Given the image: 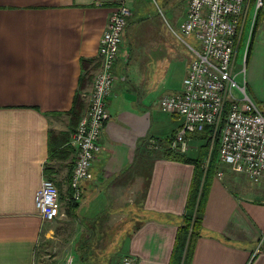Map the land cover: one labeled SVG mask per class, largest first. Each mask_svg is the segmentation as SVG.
I'll use <instances>...</instances> for the list:
<instances>
[{
    "label": "crops",
    "instance_id": "crops-1",
    "mask_svg": "<svg viewBox=\"0 0 264 264\" xmlns=\"http://www.w3.org/2000/svg\"><path fill=\"white\" fill-rule=\"evenodd\" d=\"M140 1L0 0V264H37L41 250L61 238L37 213L45 178L59 191L56 222L82 228L71 240L80 256L83 248L98 256L96 241L106 250L111 230L126 221L132 229L123 261L171 263L196 166L166 157L182 155L171 149L182 122L159 101L182 90L190 62L178 77L171 64L181 58L180 48L173 41L153 49L146 41L151 27L128 45L127 26L92 179L83 181L80 201H69L76 160L71 142L80 120L70 115L74 98L80 91L81 118L111 14L125 3L134 16ZM257 41L264 47L263 31ZM202 136H189L191 150ZM202 228L192 264H264V181L255 184L217 159Z\"/></svg>",
    "mask_w": 264,
    "mask_h": 264
},
{
    "label": "built area",
    "instance_id": "built-area-1",
    "mask_svg": "<svg viewBox=\"0 0 264 264\" xmlns=\"http://www.w3.org/2000/svg\"><path fill=\"white\" fill-rule=\"evenodd\" d=\"M131 16L125 3L117 6L100 40V68L89 110L72 136L76 160L70 182L71 203L81 200L83 181L92 179L90 169L101 150L99 141L110 118L108 99L114 90L115 67ZM249 17L247 51L253 31L264 32V0H189L182 33L176 36L186 43L192 60L182 90L165 95L159 105L163 112L179 116L182 122L171 142L173 151L188 155L189 136L212 127L219 161L259 184L264 181V113L247 93L245 68L236 71ZM185 39H193L196 45ZM240 75L244 77L243 85L236 80ZM59 199L57 186L45 178L35 197L37 213L44 224L59 216ZM124 264L136 261L126 258Z\"/></svg>",
    "mask_w": 264,
    "mask_h": 264
},
{
    "label": "rangeland",
    "instance_id": "rangeland-1",
    "mask_svg": "<svg viewBox=\"0 0 264 264\" xmlns=\"http://www.w3.org/2000/svg\"><path fill=\"white\" fill-rule=\"evenodd\" d=\"M188 1L189 0H141L139 2L141 9L138 7V9L133 13L134 16H131L130 23L128 22L130 26V35L128 36V39H126V44L128 45L136 43V37L134 38V35L140 32V29L146 31V27L155 29L154 31H149L151 34L146 40L148 43L154 44L151 46L153 49L156 50L161 48L160 45L164 44L165 42L174 41V43L180 48L181 58H175L172 61L171 70H175L174 73L178 77H183L188 63L192 60V53L187 47L186 43L176 36V33L179 35L182 33L181 28L186 19V17L184 18V14L187 11ZM250 19L251 18L249 17L244 42L241 50L239 51L236 71L240 72L241 69L245 68L247 93L264 112V47L261 45L263 44V39L261 37L258 38V41L261 43L260 44L257 41L256 36L250 59L248 63L246 61V46L250 31ZM144 33L147 34L148 32ZM146 34H143L145 38ZM185 41L192 46L196 45V42L193 39H185ZM236 80L240 85H243L244 77L242 75L238 76ZM205 132L206 129L202 132V137H204ZM201 142H203V145L204 141ZM201 142L197 143V148L192 147L191 150L190 147V152L188 155H194L195 153H197L196 155H199L201 148L200 146H202L200 145ZM215 144H217V137L214 141L213 133L211 152ZM56 219L48 226L57 230L58 233L55 231V234L57 233L55 237L60 236L61 238L52 240L54 242L47 250H41V255L39 258H37V264H71L73 260L75 261V264H124V261L122 260L125 253L124 243L128 236L129 230L132 229V227L130 228L129 223L126 221L118 222L116 227L111 230L112 236H110L111 239L106 250L102 251V249H104L103 241H96L95 244H97L98 249H95L94 252L96 253V251H99L97 253L98 256L91 257L85 248L81 249L80 256V253H78L76 247H73L72 245L76 243V241L72 242L71 240L76 235V233H78V230L80 231L82 228L80 227L79 229L75 226L64 227L56 222ZM74 253H76V255ZM95 253H93V255H95Z\"/></svg>",
    "mask_w": 264,
    "mask_h": 264
},
{
    "label": "trees",
    "instance_id": "trees-1",
    "mask_svg": "<svg viewBox=\"0 0 264 264\" xmlns=\"http://www.w3.org/2000/svg\"><path fill=\"white\" fill-rule=\"evenodd\" d=\"M257 34L258 32L255 29L246 55L247 63L250 59ZM81 87L82 84L80 83V89ZM83 109L84 102L81 100L80 91H78L74 98L73 108L70 112L72 119L79 120ZM226 113L227 109L225 115ZM213 133L214 129L212 127L206 128L203 137L204 144L201 146L200 153L195 159L188 158L185 155H174L170 152L166 154V157L170 160L189 162L196 166L195 177L187 205V214L184 217L182 226L178 229L175 248L170 264H192L197 243L202 236L203 214L218 159L217 144L214 145L211 152ZM207 162L208 166L206 168L205 166Z\"/></svg>",
    "mask_w": 264,
    "mask_h": 264
}]
</instances>
